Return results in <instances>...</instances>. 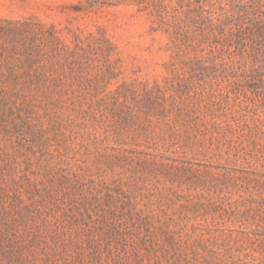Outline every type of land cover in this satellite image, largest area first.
<instances>
[{"label": "rangeland", "instance_id": "rangeland-1", "mask_svg": "<svg viewBox=\"0 0 264 264\" xmlns=\"http://www.w3.org/2000/svg\"><path fill=\"white\" fill-rule=\"evenodd\" d=\"M75 2L0 0V82L21 75L13 102L0 87V264H264V87L254 83L264 76L237 75L251 86L235 100L220 71L185 67L192 86L169 91L170 115H152L156 138L124 144L108 132L95 144L118 120L97 99L125 82L164 85L170 54L145 13ZM79 33L95 47L90 34L102 36L107 56L67 53ZM37 74L65 92L33 94ZM35 134L51 137L49 156Z\"/></svg>", "mask_w": 264, "mask_h": 264}, {"label": "trees", "instance_id": "trees-1", "mask_svg": "<svg viewBox=\"0 0 264 264\" xmlns=\"http://www.w3.org/2000/svg\"><path fill=\"white\" fill-rule=\"evenodd\" d=\"M72 7L78 12L126 7L145 13L150 21V30L161 32L166 38L165 49L170 54L169 60L165 63L168 74L164 85L159 82L152 85L146 81L140 88L133 82H125L108 91L106 97L97 99V105L103 107L105 104L118 120H114L111 128L105 129L106 134L98 136L97 133H93L95 144L109 140L108 132L113 134L117 143L124 144L140 145L141 138L145 140L156 138V127L150 123L152 115L163 117L170 115L175 97L174 94H169V91L186 92L192 86L180 77V72L185 67L194 73L202 69L220 71L230 86L228 98L235 100L240 98L239 93L247 91L246 87L250 85L247 81L237 78V75L249 71L264 76V0H76ZM99 32L105 33L104 28H100ZM50 35L51 38L57 37L56 31ZM90 36L98 43L97 47L92 42L85 43V38L79 33L76 35L77 47L72 49L69 44L64 43V49L72 56L81 53L79 50L86 55L101 52L107 56L109 49L104 46V38L95 33H91ZM31 50L36 51L34 45H31ZM109 70L110 74L114 72V69ZM41 75L37 74L32 79L38 86L33 88L35 90L33 94H44L47 99L56 92H65L61 86L50 87L47 84L49 79L42 78ZM20 82L21 75L17 71H11L5 81L0 82L4 101L13 102V90ZM4 83L11 87H5ZM254 83L257 87H264V77ZM100 88V85L95 86V93L98 96L101 95ZM15 94L18 97V92ZM84 112L91 115L88 110ZM93 119L103 122L101 118L95 116ZM100 126L103 127V124ZM181 133L180 130L176 135L182 136ZM72 134L65 129L61 131L58 138L62 147H70L68 142ZM37 136L34 135L32 142L41 147L42 153L39 156H49L48 153L45 156L44 154L50 151L51 137L47 134L44 138ZM128 137L132 141H128ZM162 139L168 142L164 135ZM85 150L89 151L86 148ZM87 152L83 153L89 155ZM85 167L89 168L87 164ZM119 194L108 193L107 196L109 200L115 202L119 199ZM94 199L98 200V196H94ZM122 212L126 214V204H123ZM113 214L115 216L113 219L121 217V214L116 212ZM139 219L143 224L146 222V218ZM101 220V224L115 230L116 226L108 221L106 211Z\"/></svg>", "mask_w": 264, "mask_h": 264}]
</instances>
